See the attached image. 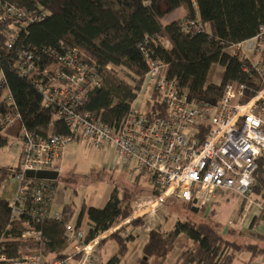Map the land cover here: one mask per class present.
Returning <instances> with one entry per match:
<instances>
[{
  "label": "built area",
  "instance_id": "2783aa9c",
  "mask_svg": "<svg viewBox=\"0 0 264 264\" xmlns=\"http://www.w3.org/2000/svg\"><path fill=\"white\" fill-rule=\"evenodd\" d=\"M46 13L30 14L17 5L0 0V24L20 21L17 26L3 25L0 30V59L10 52V67L18 77L34 85L41 97L43 108H53L55 119L61 121L69 134H55L45 138L21 126L17 140L22 154L19 169L14 173L17 193L9 202L8 225L0 237V264H96L100 243L112 234L125 238L134 235L124 227L123 221L86 241L87 232L73 223L66 225L68 246L63 259L47 260L42 249V233L35 224L45 220H60V212L53 211V182L27 178L26 171H60V162L69 145L80 140L96 148L105 147L115 152L123 162L135 161L137 168L149 179L152 196L135 199L132 214L126 221L152 214L172 199L205 208L220 191L235 194L243 203L242 212L249 216V227L263 231L264 199H254V174L257 160L264 154V24L256 35L224 48L225 53L244 62L241 71L249 76V83H227L215 104L189 98L180 93L176 83L166 78V64L152 58L153 50L147 40L138 45L148 60L131 111L115 131L82 110L87 89L100 88L102 79L97 69L80 59L77 49L60 53L52 67L31 50H16L17 32L24 31V23L45 20ZM14 23V22H13ZM184 29L203 30L198 20L186 22ZM165 48L171 46L166 39H158ZM47 55V53H45ZM107 70H114L108 65ZM7 86L0 63V92ZM8 107L13 111L0 116V134L20 120L11 93L3 91ZM141 95L146 99L142 100ZM164 103L166 117L147 119L142 111L146 101L154 96ZM139 212V213H137ZM151 212V213H150ZM251 217V219H250ZM21 229L17 240L25 246L18 257L2 252V243L14 239L7 233L14 226ZM147 227V225H146ZM30 243V244H29Z\"/></svg>",
  "mask_w": 264,
  "mask_h": 264
},
{
  "label": "trees",
  "instance_id": "16d2710c",
  "mask_svg": "<svg viewBox=\"0 0 264 264\" xmlns=\"http://www.w3.org/2000/svg\"><path fill=\"white\" fill-rule=\"evenodd\" d=\"M1 1L17 5L30 14L47 15L41 22L23 24L24 31L17 32L14 51H34L41 58L49 60L53 67L60 53L77 49L81 61L97 69L102 86L85 91L82 110L115 131L130 113L131 104L137 97L136 92L148 71V60L138 49L140 43L147 40V47L154 53L152 58H158L166 64V78L175 81L180 93L185 92L189 98L215 104L221 98L223 87L227 83L251 84L249 76L241 71L244 62L225 53L224 48L253 37L264 24V0ZM178 9L184 10V19L162 25V19ZM196 19L203 30L186 31L185 23ZM21 23L22 20H8L5 24H0V30L3 25L19 26ZM159 38L166 39L171 48H165ZM10 54L12 53L2 54L0 59L7 83L4 90L12 95L14 106L20 114L21 126L40 138L69 134L67 127L55 119V110L41 106V97L34 85L15 75L10 67ZM214 64L223 68V74L218 83H208L207 76ZM108 65L124 68L129 74L107 70L105 67ZM4 90L0 92V116L13 111V107L6 104ZM146 105L147 119L166 117L165 105L159 101L157 95L152 101L146 102ZM6 146L7 136L0 134V150ZM257 163L253 196L264 199V180L261 178L264 154L258 158ZM19 165L20 162L13 173L19 169ZM8 172L7 169L0 168V184ZM140 194L134 187L113 186L102 208H87L81 203L77 210L75 203L68 202L61 208L60 220H45L35 224V228L42 233V249L46 259L66 257V225L73 223L75 228H79L86 215V241H89L127 219L132 214L134 201ZM8 204L0 196V237L8 225ZM209 215L210 212L206 217ZM259 220L264 222L263 214ZM142 224L143 218H135L124 227L131 226L135 230ZM14 228L7 231L14 234V239L1 244L2 252L8 257L21 256L27 246L17 240L21 232L19 226L15 225ZM249 229L247 233L256 239L264 238L263 235L251 231L250 227ZM222 231L223 229L210 223L196 222L189 216L177 221L170 230H163L158 225L148 233L141 249L142 257L134 264H165L180 235L186 237V242L175 264H233L239 252L250 254L249 264L264 257V247L258 243L235 242L230 236L231 231L225 234ZM107 238L115 240L117 250L108 260L100 261L99 264H120L127 251V242L133 236L130 234L121 238L118 234H112Z\"/></svg>",
  "mask_w": 264,
  "mask_h": 264
},
{
  "label": "rangeland",
  "instance_id": "374dc122",
  "mask_svg": "<svg viewBox=\"0 0 264 264\" xmlns=\"http://www.w3.org/2000/svg\"><path fill=\"white\" fill-rule=\"evenodd\" d=\"M164 22L165 20H163V23ZM113 71L119 74H129V72L124 68H114ZM222 74V67L217 64L212 65L207 76V82L218 83L221 80ZM140 98H142V100L146 99L145 95H141ZM146 110L147 105L145 103L142 107V111L145 112ZM15 125L14 129L11 128L12 126L8 128L6 133L10 139L14 138L16 140L21 129V121H17ZM65 154L66 156L64 155L65 157H63L60 162L59 177L56 180L55 205L58 209L64 201L75 203L77 210H79L81 203L91 205L93 207L101 206L107 197L109 192L108 189L114 185H117L118 187L127 186L128 188L133 189L131 177H129V173H127V171L123 169L105 168L104 165H102L103 156L109 154L108 148H96L88 141L80 140L69 145ZM15 165L16 154L14 149L10 146L3 148L0 151V168L7 169L9 172L0 184V196L8 202L14 200L18 188L17 182H13L12 178V175H14L13 170ZM261 175L264 179V169ZM135 188L136 187H134V189ZM73 191H75V193ZM144 192L146 193L148 191L144 189ZM223 194L224 199L219 200V206L217 207L216 212L211 214L209 217H205L200 213L192 214L190 204L188 205L180 201L168 202L155 210L152 215L157 218V222L164 223L163 227L165 230L172 229L177 221H182L187 216L193 217L196 222L210 223L216 228H219L220 226L224 227L228 218L234 217V215L231 214L232 207H236L237 205L239 206L241 200L231 192L223 191ZM226 198L229 201L225 200ZM254 199L256 200L255 197ZM184 204H186V206ZM128 229L132 230V227L128 226ZM251 231L262 233L255 229H251ZM142 232V226H140L133 231V235L136 237ZM182 236L183 235L180 237ZM240 236H242V239L245 241L258 243L264 247V240H258L253 235L244 231L243 234H240ZM108 242L115 247L114 239L110 238ZM141 243L142 241L140 240L130 243L129 250L122 259L121 264H127V262L132 258L133 251L138 249ZM177 245H180V240L177 242ZM107 252L108 248L103 254L104 259L107 256Z\"/></svg>",
  "mask_w": 264,
  "mask_h": 264
},
{
  "label": "crops",
  "instance_id": "0c3cea01",
  "mask_svg": "<svg viewBox=\"0 0 264 264\" xmlns=\"http://www.w3.org/2000/svg\"><path fill=\"white\" fill-rule=\"evenodd\" d=\"M184 17H185L184 10L183 9H178L175 12L169 14L164 19H162L161 23H162V25L166 26V25H168V24H170V23H172V22H174L176 20H182V19H184ZM163 20H165L166 23L165 22L163 23ZM208 83H210V82H208ZM15 126L16 125L14 124L11 128L14 129ZM8 128H10V127H8ZM7 129L5 130V135L7 136V139H8V146H6V147H9L10 146L12 149H14L15 154H16V165H15V167H17L18 164H19V162H20V159H21L22 147H21V144L19 143V141L17 139L15 140L13 137H12L13 139H10L8 137V135L6 133L7 132ZM108 150H109V154L103 156V159H102L103 164L102 165H104L105 168L123 169V170L127 171V173H129V177H131V181H132L133 187H136L135 190L136 191H140V193H141L138 197H141V196H143V197H145V196H152L153 195L152 185H151L148 177L142 171H140L137 168V166L135 165L136 164L135 161H129V162L126 163V162H123L121 160H118L116 158V155H115L114 150H112V149H108ZM66 154H65V156H66ZM15 167H14V169H15ZM261 178L263 179L262 175H261ZM144 184H145V186H144ZM114 186H117V185H114ZM122 187H127V186H122ZM112 188L113 187H111V188L108 189L109 192H108L107 197L105 198V200L103 202V205L98 206L96 208H102L105 205V203H106V201L108 199L109 193L112 190ZM144 189L146 191H148V192L145 193L144 192ZM55 190H56V183L55 184L53 183V191H52L53 205H52V210L53 211L60 212L61 211V208L65 204H67L68 202H66V201L62 202V204L60 205V208L58 209L56 207V205H55V195H56L55 194ZM222 199H224V194H223V191H220L216 195V197L212 201H210L208 203V205L205 207L207 209V213L210 212V215L211 214H214L216 212L217 207L219 206V200H222ZM225 200L229 201L227 198ZM173 201H176V200H171V202H173ZM86 207L88 208V207H93V206L86 205ZM242 207H243L242 201L240 202V205L239 206L237 205L236 207H232L231 214L234 215V217L233 218H228L227 223H225L224 227H221L220 226L218 229H223L222 233L224 232V230H225V233L227 231L228 232L231 231L230 232L231 233L230 236H231L232 240H234L235 242H239V243H246V242H249V241L243 240L242 239L243 237L240 236V234H243V231L247 233V231L249 229V223H250V221H249V216H247L246 213H243L242 212ZM206 209H205V211H206ZM203 210H204V208L199 209V211L197 213H193L192 212V214H199V213L202 214L203 213ZM137 213H139V212H137ZM207 213H204L202 215H204L206 217ZM152 214L148 215L147 218L145 219L147 227H146V225L145 226H142V230H143L144 233L142 232V233L138 234L132 240H130V241L127 242V251H126V254H127L128 250H129V245H130L131 242H134V241H137V240L142 241V243L138 247V249H135L133 251L132 258L127 262V264H134L135 261L138 258L142 257V254H141L142 246H143V244L146 241V237H147L148 233L153 228H155L158 225H161V227L163 228V230H165V228L163 227L164 226V223L157 222L158 221L157 218H155L154 215H152ZM189 217H191V216H189ZM191 218L193 219V217H191ZM250 219H251V217H250ZM165 220H166V218H165ZM165 220H164V222H165ZM260 221L263 222L262 220H260ZM128 222L129 221L124 220L122 224L125 225ZM81 226L87 232V229H88V219H87L86 215L83 218V221H82ZM126 228H127V230H129L128 229V226H126ZM130 231L133 234V231H135V230L132 229ZM233 232H234V234H233ZM239 232H241V233H239ZM260 232H262V233H258V234L264 236V230L263 231H260ZM225 233H223V234H225ZM179 237L177 238V240H176V242L174 244L173 253L168 258V260H167V262L165 264H175V261H176L177 257L180 255V253H181V251L183 249V246H184V244L186 242V237L184 235L182 237H180V239H179ZM109 239L110 238H105V239H103L101 241V243H100V249H99V253H98V261H97L96 264H99L100 261L101 262H105L106 260H108L116 252V250H117L116 242H115V247H114L112 244H110L108 242ZM179 240H180V245L178 246L177 245V242ZM263 240H264V238L262 239V241ZM260 246H262V245H260ZM106 247L108 248V252L106 254L107 256L104 259L103 258L104 255L103 254H104V252L107 251V248ZM249 261H250V254L249 253L239 252L236 255V258H235L233 264H249ZM121 263H122V261H121ZM251 264H264V257L261 258V259H258L256 261H254Z\"/></svg>",
  "mask_w": 264,
  "mask_h": 264
},
{
  "label": "water",
  "instance_id": "95a60500",
  "mask_svg": "<svg viewBox=\"0 0 264 264\" xmlns=\"http://www.w3.org/2000/svg\"><path fill=\"white\" fill-rule=\"evenodd\" d=\"M25 175L27 178H35L38 180H50V181H56L59 177L58 172L56 171H26ZM14 177V175H12V178ZM190 210L193 213H197L199 211V207L197 206V201L193 200L192 204L190 206ZM205 213H207V209L205 211ZM225 233V230L224 232ZM145 259V257H144Z\"/></svg>",
  "mask_w": 264,
  "mask_h": 264
}]
</instances>
